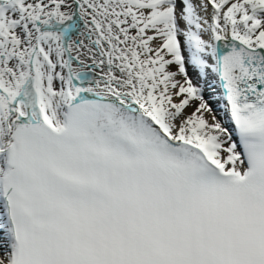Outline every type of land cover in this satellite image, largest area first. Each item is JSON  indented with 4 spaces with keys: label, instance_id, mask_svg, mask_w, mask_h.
I'll list each match as a JSON object with an SVG mask.
<instances>
[{
    "label": "snow or ice",
    "instance_id": "obj_1",
    "mask_svg": "<svg viewBox=\"0 0 264 264\" xmlns=\"http://www.w3.org/2000/svg\"><path fill=\"white\" fill-rule=\"evenodd\" d=\"M0 264H264V0H0Z\"/></svg>",
    "mask_w": 264,
    "mask_h": 264
},
{
    "label": "bare ground",
    "instance_id": "obj_2",
    "mask_svg": "<svg viewBox=\"0 0 264 264\" xmlns=\"http://www.w3.org/2000/svg\"><path fill=\"white\" fill-rule=\"evenodd\" d=\"M209 95V93L208 92H206V96H208Z\"/></svg>",
    "mask_w": 264,
    "mask_h": 264
}]
</instances>
